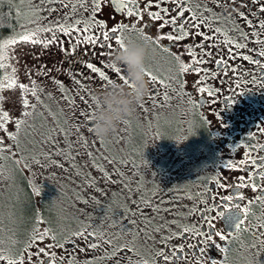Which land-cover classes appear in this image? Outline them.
<instances>
[{
	"label": "rangeland",
	"instance_id": "rangeland-1",
	"mask_svg": "<svg viewBox=\"0 0 264 264\" xmlns=\"http://www.w3.org/2000/svg\"><path fill=\"white\" fill-rule=\"evenodd\" d=\"M3 3L9 6L10 29L0 39V44L12 35L37 27L32 22L36 19L32 10L37 6L40 25H52L57 21L88 22L93 9L92 0H83L84 7L80 6L79 0H12L11 4L4 0ZM72 4L76 5L75 10ZM50 47L43 49L40 45L18 43L8 49V59L3 61L9 67L0 68V79L12 77L14 67L18 83L31 87L35 81L37 87L35 97L27 94L30 105L35 106L34 110L28 109L32 112L29 117L22 116L21 96L25 94L19 88H6L0 92L4 97L2 108L10 117L8 132L0 130V139L6 148L11 149L0 159V226L4 221L2 216H5L15 226L22 227L31 197L36 200L42 197L45 213L53 214L54 223L58 225H70L68 222L72 221L80 229L91 225L92 229H98L119 243L145 242L157 233L153 228L173 220L175 211L189 201V195L206 175L210 157L204 126L192 109L177 99H169L164 104L143 101V107L139 105L134 116L126 120L127 123L122 121L116 132L102 140L101 145L100 139L83 123L85 117L81 111L93 113L95 103L92 97H97L110 86L105 84L102 88L101 81L95 78L84 80L79 89L60 88L51 79L59 75L61 69L54 63L56 59ZM65 95L75 99V107L63 98ZM81 97L87 99L88 104L82 102ZM17 119H24L26 123L22 125L18 139L13 141L8 139V133H16ZM77 126L80 127L79 132L76 131ZM60 127L69 130L67 138L59 132ZM53 129L56 132L52 135L59 143L46 142V136ZM79 137L87 140V149L77 143ZM69 150L76 157L74 161H69L64 155H55ZM89 151L94 154L96 164L111 175V181L105 180L93 166ZM44 153L50 154L63 167L52 166L44 159ZM33 156L41 164L34 163ZM101 157H115L117 162L109 164ZM17 160L22 162L16 164ZM25 163L31 167L25 168ZM116 170L122 175L116 174ZM90 178L95 181L94 187L88 185ZM25 183L31 189V197ZM37 185L42 186L40 196L33 194V187ZM141 196L161 211L156 213L152 207H145L144 216L125 214L122 206L134 209V201H140ZM2 204L8 205L7 210ZM145 216L153 218L152 228L146 230ZM132 220L136 223H131ZM32 223L38 228L37 221ZM3 230L5 233L0 229V248L9 243L7 229Z\"/></svg>",
	"mask_w": 264,
	"mask_h": 264
},
{
	"label": "flooded vegetation",
	"instance_id": "flooded-vegetation-1",
	"mask_svg": "<svg viewBox=\"0 0 264 264\" xmlns=\"http://www.w3.org/2000/svg\"><path fill=\"white\" fill-rule=\"evenodd\" d=\"M224 2L228 5L227 9L217 6L213 0H191L190 4L186 5L187 7L195 8L196 4L199 3L201 4V10L207 7L215 14L222 15L221 21L213 23L212 27L222 28L225 35L211 33L215 37L214 46H211V40L205 42L199 35H194L178 43L167 40L163 41L162 47L168 48L172 55L162 52L155 45L151 44L157 54L149 58L146 68L157 77L158 82L149 83L146 77L149 92L144 102L164 104L169 99H177L183 105L190 107L196 119L204 126L205 143L210 158L206 175L201 178L196 189L189 195V201L175 211L172 217L173 220L162 225L161 231L157 232L149 240L134 243L145 259L151 260L156 251H164L170 257V264H196L198 260L207 261L209 258L224 261L225 256L227 257V264H264V245L260 243L264 239V236L260 235V231L264 230L257 227L259 223L264 222V206H261L259 203H253L248 223L242 226L240 230L235 229V225L241 217L234 209L227 211L223 219H215L214 229L206 228L204 221L200 220V216L205 214L214 217L215 213L209 212L208 209L214 208L215 203H224L223 197L226 195H233L234 193L244 195L245 200L242 202L244 204H247L250 200H255V197L259 193H254L251 188L237 189L232 187V185H235L241 176H251L252 171H249V169L255 171V169L260 168V161L264 159V151H261V146H264V132H261V128L264 127V82L260 80L261 77H264V71L260 67L241 58L242 56H248L250 59L254 58L264 62V58L257 55L261 46L255 43L257 39L264 38V36H253L251 34L253 32L259 33L260 31L255 25L264 20V13L260 12V7L264 6V0H257L255 3H253V0H235L234 3L232 0H224ZM138 3L139 7L143 9L147 0H138ZM162 6L173 9L174 13L175 5L171 3V0L162 4ZM151 10L156 11L157 9L153 8ZM239 12L245 13L248 19L252 21L253 27L250 28L244 20L237 18ZM229 14L236 20V25L249 34L247 40L240 38L239 32L234 30L235 26L232 21L223 19V17H227ZM204 16L208 17L209 12H204ZM96 19L108 26L105 30H110L111 27L120 24H142L146 25L144 33L152 37H156L159 31V22L150 20L147 11L144 12L142 21L138 22L136 17H129L125 9H118L113 0H101V6L96 14ZM61 23L72 24L74 22ZM46 25L51 24L47 23ZM80 27H83V24ZM169 31L168 27L163 29L165 33ZM202 31L208 32L207 24L203 26ZM42 35L50 36L51 33H43ZM58 35L64 41V48H69L72 41L76 39L75 35L71 38L65 37L62 34ZM123 36L126 42L130 40H143V37L136 31H125ZM227 39L244 43L247 45V48L233 49L224 43ZM195 43H207L210 45L208 51L213 53V56L209 58L210 61H214L216 57L224 58L227 61V68L225 66H217L214 62L199 65L200 68L207 69L209 73L215 75V79L191 72L183 75L179 73L177 64L172 59V56L180 55L183 62L191 63V58L187 55L185 48L187 45ZM50 48L56 59L54 63L61 69L59 75L52 76L51 79L55 81V84H57L56 81L62 82L65 89H79L84 80L97 78L96 74L91 73L84 66V61L91 62L100 67L111 79L116 78L115 73L110 69L104 68V65L108 62V58L97 55V53L102 51L99 47L80 46L76 49L75 55H66L59 45H54ZM195 51L199 54L201 50L195 49ZM230 52L233 53L235 58L229 54ZM233 68L236 69L235 72L232 71ZM80 73H83V75H80ZM202 79L205 81L203 86L213 89L216 95L209 97L207 93H201L198 90L197 83ZM76 80L81 81V84H76ZM253 80H256L257 83H252ZM182 81L184 82L183 86H181ZM237 84H239V88H236ZM234 89L239 95H236L233 100L228 101V97L233 96ZM150 94L155 96V100L148 99ZM165 96H167V99H165ZM241 160L247 161L246 165H240L242 170H233L225 167L228 164H239ZM253 160L257 161L255 168H253ZM217 179H221L228 187L223 189L218 187L215 184ZM256 183L259 185L262 182L257 178ZM28 194L31 197L32 193L29 187ZM210 196L217 197V201L215 203L209 201ZM41 199L42 197L37 200L31 197L33 209L29 206L24 213V218H26V222H29V224L17 227L7 217L2 216L4 221L0 229L3 232V229H7L6 238L9 239V243L5 242L4 247L0 248V254L15 258L22 252L29 237L34 235V229L36 228L32 223L33 221H44L36 225V227L39 225L38 228L41 231L52 229L56 233L65 236H71L73 232L83 230L77 228L75 226L77 223L73 224L72 221L68 222L70 225H58L54 223L53 214L45 213L46 206ZM205 202H207V207H205ZM2 206L7 210V204H2ZM194 208H199V211L193 215L192 210ZM42 209L44 213H42ZM221 210L223 211V209ZM197 221H199L198 226L204 228L205 231L215 232L219 230L225 233L233 232L234 235L229 236L226 241H219L218 237L213 236L215 243L207 246H205L202 237H193L191 235L187 239L174 238L167 241L163 239V237H167L170 234L182 236V228L184 226L191 227L192 225H196ZM88 230L100 232L96 228ZM104 239L111 238L105 234ZM96 242L100 243L98 240ZM52 243L54 242L46 239L39 246L44 247ZM117 244L123 243L113 240V246ZM215 244H220L227 248L228 252L226 254L219 252ZM201 247H207L206 255L203 257L200 254ZM174 248H184V251L182 253L177 252V255L186 259H173L171 254ZM51 250L58 258L64 257L63 261L58 259L57 264H71L73 261H75V264H117V261L121 257L125 258L121 260V264H128L127 257L138 259V257H135L132 252L126 249L118 253L116 257L109 259L106 254L112 251V247L101 244L98 249L93 250L89 247L86 238H73L72 242L67 243L63 249L53 248ZM35 251L36 248H33L30 250V253ZM38 259L39 257H33V260ZM25 260L27 264V254H25ZM0 264H7V262L0 261ZM155 264H164V261L157 257L155 258Z\"/></svg>",
	"mask_w": 264,
	"mask_h": 264
},
{
	"label": "snow or ice",
	"instance_id": "snow-or-ice-1",
	"mask_svg": "<svg viewBox=\"0 0 264 264\" xmlns=\"http://www.w3.org/2000/svg\"><path fill=\"white\" fill-rule=\"evenodd\" d=\"M4 0H0V4H3ZM9 4L12 3V0H8ZM49 2H54V0H49ZM93 2V9H92V16L88 23H84L83 21L76 20L72 24L67 23H60L59 21L55 22L52 25H40L39 24V7H35L32 10V16L35 17L32 22L37 24V27L33 30H25L22 33L12 35L11 37L5 39L2 44H0V68L9 67V65L5 64L3 61L8 59L7 51L8 49L12 48V46L20 43L24 45H40L43 49H48L50 46L59 45L61 50L66 55H75L76 49L80 46H91L92 48L99 47L102 49L97 55L100 56H106L108 58V62L104 65L105 69H110L113 73H115L116 78L111 79L109 75H106L105 71H102L100 67L94 65L91 62L84 61V66L91 71V73H94L97 75V78L101 81V87L106 84L108 86H111L113 84H120V85H126L128 87H132V85L129 83L127 76L125 74V68L124 66H117L116 64L112 63V57L118 52L126 50V40L123 36V33L125 31H136L138 34H140L143 37V40L150 42L151 44L155 45L157 48H159L162 52L168 53L169 55H172L170 50L168 48L162 47V42L167 40L173 43H178L180 41H183L185 39H189L194 35H199L203 41L207 42L209 40L212 41V45H215V37L211 35V33H219L221 35H225L223 32V29L220 27L213 28L212 24L220 22L222 19V15H217L214 12H212L211 9H208L207 7H204L203 10H201V4L197 3L195 8L187 7L186 5L190 4L191 0H171V3L175 5V10L173 13V9L162 6V4L167 3L168 0H147V3L143 9L139 7L138 0H113L116 7L118 9H125L127 12V15L129 17H136L137 21H142L143 14L145 11H147V15L150 20L153 22H159L158 23V35L156 37H152L151 35L144 33V27L146 25H138V24H132V25H125L120 24L118 26H113L110 28V30H105L108 28V26L96 19V14L100 9L101 6V0H92ZM214 3L217 4V6H222L225 9H227L228 5L224 2V0H213ZM234 3L235 0H232ZM257 2V0H253V3ZM80 6L84 7L83 0H79ZM131 5V6H130ZM63 7H68V5H62ZM71 7L73 10H75L76 5L72 4ZM157 9L156 11H152L151 9ZM55 9H51V11H54ZM204 12H209V16L205 17ZM260 12L264 13V6L260 7ZM237 18L244 20L248 26L251 28L253 27L252 21L248 19V17L243 12H239L237 14ZM225 20L232 21L235 31H238L240 34V38L242 40H247L249 38V34L244 32L242 29L239 28L238 25H236V20L229 14L227 17H223ZM83 24V27H80V25ZM208 25V32L202 31V28L204 25ZM21 27H24V25H21ZM165 27H168L170 29L169 32L165 33L163 32V29ZM256 28H258L260 31L259 33L253 32L251 33L253 36H264V20L260 21L258 24L255 25ZM95 28V30H93ZM43 33H51L50 36H43ZM98 33V34H97ZM62 34L65 37L71 38L73 35L76 36V39L72 41L69 48H64L63 44L64 41L60 39V35ZM114 41V43H113ZM226 45L230 46L233 49H244L247 48V45L244 43L233 41L232 39H227L224 42ZM255 43L260 47V50L257 52V55L261 58H264V38L257 39ZM210 45L207 43H195V44H189L186 46L185 51L187 55L191 58V63H185L182 61L180 55H173L172 59L176 62L177 67L179 69V73L181 75L186 73H196L198 75H202L205 77H211L213 79L216 78L215 75L212 73H209L207 69H202L199 67V65H203L205 63L214 62L217 64V66H225V68L228 67L227 61L224 58L216 57L214 61H210L209 58L213 56V53L211 51H208V48ZM195 49H200V53L198 54ZM230 55L234 57L233 53L230 52ZM245 61H249V63L254 64L261 68L262 71H264V62L258 59H250L248 56H242L241 57ZM16 69L12 68V77L5 76L3 79H0V92H2L4 89H16L19 88L21 92L25 95L21 96V102L24 111L22 112L23 117H29L32 115V112L28 111V109L31 107L33 110L35 108L34 105H30L29 100L27 99V94L31 93L32 96L37 95V87L35 81H32V86L29 87L28 85H25L23 83H18L15 78ZM233 72L236 71L235 68L232 69ZM80 75H83V73H80ZM145 76L148 78L149 83H157V77L149 72L147 68H145ZM260 80L264 82V77H261ZM160 83H163L162 81H159ZM58 86L60 88H64V85L60 81H56ZM76 84H81V81L76 80ZM183 81L181 82V86H183ZM205 81L202 79L197 83V88L201 93H207L209 97H213L216 95L215 91L211 88L204 87ZM252 83H257L256 80H253ZM166 86V85H165ZM236 88H239V84L236 85ZM233 96L228 97V101L233 100L236 95H239L233 90ZM66 99L70 106L75 107L76 101L73 98H69L67 95L63 97ZM82 102L85 104H88V100L81 97ZM149 100H155V96L149 95ZM165 99H167V96H165ZM93 102L96 105V97H92ZM4 102L3 95H0V130H3L4 132H8L7 124L10 121L9 113L7 111H4L2 108ZM91 106V105H89ZM140 107H143V104L140 105ZM81 115L85 117L84 124L88 126V131L92 132L93 128V122L89 117L92 115L89 114L87 111H81ZM219 118V116H218ZM26 123V120L24 119H17L15 121L16 125V133H8V139L16 141L18 139L19 131ZM65 123H67V120H65ZM127 123V121H125ZM76 131H80V127H76ZM53 132H56V129L51 130V132L48 133L46 136V142H54L59 143V141L55 140L54 136L52 135ZM59 132L63 133L64 136L67 138L69 135V130L64 129L63 127L59 128ZM261 132H264V127L261 128ZM77 143L81 145V147L87 149L88 148V142L84 137H79L77 140ZM101 145L103 144V141L100 140ZM69 149H71V144L69 145ZM6 151H11L10 148H6L4 146V141L0 139V159H3V153ZM261 151H264V146H261ZM55 155H64L69 161H74L76 159L75 156L72 155L71 151L69 150L66 153L57 152ZM44 159L48 161L52 166L54 167H63L62 164H58L54 159L51 158V155L48 153L43 154ZM88 156L93 159V166L97 167L98 170L102 173L103 178L105 180L111 181V175L108 174L103 167L96 164V158L94 157V154L89 151ZM102 159H107V162L109 164L116 163L115 157L112 159H108L107 157H101ZM32 160L36 164H41V161L37 159L35 156L32 157ZM22 160H17L15 163L20 164ZM120 163H123V161H119ZM257 161L253 160V168H255ZM247 161L241 160L239 164H228L225 165V167L233 169V170H242L240 165H246ZM73 167H77L76 164L72 165ZM25 168H30L31 165L25 163ZM249 171H252V175L248 176H241L238 178L235 185H232V187H235L237 189H247L251 188V190L254 193H259L255 197V200H250L247 204L242 203L245 200V196L241 194L234 193L233 195H226L223 197L224 203H215L217 201V197H209V201H212L215 203L214 208H209V212H214L215 216H207L201 215L200 220L204 221V225L208 229H214L215 227V219H223L225 216V209H234L240 214V219L235 225L236 230H240L242 226L246 225L248 223V218L251 215V205L253 203H259L261 206H264V159L260 161V168L255 169L253 171L252 169H249ZM116 174L122 175L119 173L118 170H116ZM77 175H80V172L77 171ZM259 178V180L262 182L261 184H257L256 180ZM95 181L93 179L88 180L89 187H94ZM215 184L220 188H226L228 185H225L221 179H217L215 181ZM129 191L131 189L129 188ZM42 193V186H34L33 187V194L36 196H40ZM87 203L88 201H84ZM98 203V201H97ZM136 207L133 209L130 206H122L124 209L125 214H128L132 217H135L137 214H140L141 216H144L143 208L145 207H152L150 204V201L145 199L143 196H141L140 201L136 202L134 201ZM205 207H207V202H205ZM219 209V210H217ZM223 209V211L221 210ZM111 210V209H109ZM152 211L159 213L161 211L158 207H152ZM199 211V208H194L192 210V214L194 215L195 212ZM152 220L151 217H144L143 223L145 224V230L148 228H152ZM43 220H38L37 223H43ZM131 223H136L135 220L130 221ZM114 222V225L115 226ZM199 221H197L196 225L184 226L182 228L183 235L178 234H170L167 237H163L165 241L174 239V238H182L187 239L189 235L193 237H202L204 239L205 246L209 244H214L215 241L213 240V236L218 237L219 241H226L229 236H233V232H222V231H205L204 228H201L198 226ZM257 227L261 230H264V222H261L257 225ZM88 228H91V225L84 228L83 230H79L76 232H73L71 236H65L63 234H58L52 229H44L41 231L39 228L34 229V235L30 236L26 245L24 246L22 252H20L15 258L12 256H5L3 254H0V261H6L7 264H26L25 260V254H27V264H57V260L60 261L64 260V257H57L55 253L51 250L53 248H61L63 249L67 243L72 242L73 238L77 239H87V243L89 247L93 250H96L100 247L101 244H106L110 247H112V251L110 253H107L109 259L116 257L118 253L124 251L125 249L132 252L135 257H138V259H132L131 257H127L128 264H155V258H161L164 261V264H170V257L169 255L164 251H156L153 254V259H145L143 254L135 247L134 243H123V244H117L113 246V240L112 239H104L105 234L103 232H97L96 230L89 231ZM124 230V229H122ZM245 230H247L245 228ZM126 231V230H125ZM153 231L160 232L161 227L156 226L153 228ZM138 233H134L133 235H137ZM260 235L264 236V231H260ZM51 240L54 243L45 245L44 247H40L39 245L44 243L45 240ZM99 241L100 243H97L96 241ZM261 245H264V239L260 241ZM190 246V245H189ZM215 247L218 248L219 252L221 253H227L228 249L221 246L220 244H215ZM36 248V251L33 253H30V250ZM184 251V248H174L172 251V258L173 259H186L184 257H181L177 255V252L182 253ZM207 247H201L200 248V254L203 257L206 255ZM30 253V254H29ZM39 257L38 260H33V257ZM125 259L124 257H121L120 260L117 261V264H121V260ZM71 264H75V261L71 262ZM196 264H227V257L225 256L224 261H218L213 258H209L207 261L204 260H198L196 261Z\"/></svg>",
	"mask_w": 264,
	"mask_h": 264
},
{
	"label": "clouds",
	"instance_id": "clouds-1",
	"mask_svg": "<svg viewBox=\"0 0 264 264\" xmlns=\"http://www.w3.org/2000/svg\"><path fill=\"white\" fill-rule=\"evenodd\" d=\"M156 54L150 42L130 40L126 42V50L118 51L112 57V63L124 66L132 87L113 84L96 97L90 119L93 122L92 132L98 139H108L122 121L134 116L136 108L143 103L149 92L145 68L149 58Z\"/></svg>",
	"mask_w": 264,
	"mask_h": 264
},
{
	"label": "trees",
	"instance_id": "trees-1",
	"mask_svg": "<svg viewBox=\"0 0 264 264\" xmlns=\"http://www.w3.org/2000/svg\"><path fill=\"white\" fill-rule=\"evenodd\" d=\"M19 15H20V13H19ZM9 25H10L9 6L6 3L0 4V39L8 33V31L10 29ZM16 25H18V24H16ZM25 185H27V184L25 183ZM27 188H28V186H27ZM27 194H28V191H27ZM29 197H30V195H29ZM29 203H30L29 206L31 207V209H33L32 205H31V199H30ZM25 224H27L26 221H25Z\"/></svg>",
	"mask_w": 264,
	"mask_h": 264
}]
</instances>
